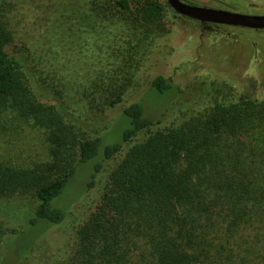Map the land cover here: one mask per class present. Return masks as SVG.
Masks as SVG:
<instances>
[{
  "label": "trees",
  "instance_id": "16d2710c",
  "mask_svg": "<svg viewBox=\"0 0 264 264\" xmlns=\"http://www.w3.org/2000/svg\"><path fill=\"white\" fill-rule=\"evenodd\" d=\"M94 5L110 16L108 7ZM112 6L155 28L163 10L171 9L167 0H114ZM12 41L11 29L0 20V110L9 108L45 127L50 144V159L30 167L0 162V200L35 199L33 213L23 216L25 227L12 232L43 224L38 237H47L57 250L54 257L62 252L66 264H264L259 228L250 237L257 256L243 254L239 234L252 225L253 202L264 205V152L244 138L252 114L264 118V97L244 92L221 98L163 126V111L149 116L145 104L133 100L122 108L128 124L120 140L104 144V136L77 129L59 89L37 76L19 51L8 50ZM148 89L163 95L181 90L162 75L153 76ZM104 98L108 107L122 100L121 93ZM87 165V185L108 170L101 203L72 236L54 231L68 214L55 203L77 169ZM0 217L1 244L5 222L13 218ZM26 251L21 247L18 255Z\"/></svg>",
  "mask_w": 264,
  "mask_h": 264
},
{
  "label": "rangeland",
  "instance_id": "374dc122",
  "mask_svg": "<svg viewBox=\"0 0 264 264\" xmlns=\"http://www.w3.org/2000/svg\"><path fill=\"white\" fill-rule=\"evenodd\" d=\"M95 1L109 8L108 18ZM186 1L264 14V0ZM112 2L0 0V20L13 33L8 50L19 51L37 76L59 89L69 120L85 136H104V144L119 141L121 130L128 124L122 108L137 99L145 104L149 116L165 113L159 124L163 126L203 112L221 98L233 100L244 92L253 98L264 97L263 29L200 23L168 8L163 10L157 28L145 27L131 14L116 10ZM155 75L168 78L181 90L163 95L148 89ZM120 93L122 100L108 107L104 97ZM251 117L244 138L264 152V118L254 113ZM49 159L46 128L9 108L0 110V162L30 167ZM87 170L88 165L80 166L56 201L68 214L54 231L72 236L100 205L99 194L106 187L108 170L103 169L91 185H87ZM253 204L252 225L239 231L246 257L257 256L258 248L251 246L254 232L259 228L264 236V214L259 209L264 205ZM34 205L30 195L0 200V213L13 218V223L5 222L0 264L68 262L62 252L54 257L57 250L47 237H38L43 224L29 225L16 233L10 230L25 224L23 216L33 213ZM21 247L27 251L19 256Z\"/></svg>",
  "mask_w": 264,
  "mask_h": 264
},
{
  "label": "water",
  "instance_id": "95a60500",
  "mask_svg": "<svg viewBox=\"0 0 264 264\" xmlns=\"http://www.w3.org/2000/svg\"><path fill=\"white\" fill-rule=\"evenodd\" d=\"M167 3L178 15L200 23L264 30V14L244 13L225 8L192 4L184 0H167Z\"/></svg>",
  "mask_w": 264,
  "mask_h": 264
}]
</instances>
